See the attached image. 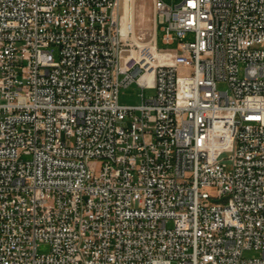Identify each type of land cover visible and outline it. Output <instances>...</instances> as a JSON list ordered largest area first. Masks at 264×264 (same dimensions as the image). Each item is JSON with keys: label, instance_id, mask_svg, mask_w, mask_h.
<instances>
[{"label": "built area", "instance_id": "1", "mask_svg": "<svg viewBox=\"0 0 264 264\" xmlns=\"http://www.w3.org/2000/svg\"><path fill=\"white\" fill-rule=\"evenodd\" d=\"M154 8L0 0V264H264V0Z\"/></svg>", "mask_w": 264, "mask_h": 264}, {"label": "rangeland", "instance_id": "2", "mask_svg": "<svg viewBox=\"0 0 264 264\" xmlns=\"http://www.w3.org/2000/svg\"><path fill=\"white\" fill-rule=\"evenodd\" d=\"M169 3H177L180 0H165ZM133 8H135V20L137 26V34L142 35L144 37V41H149L153 38L155 34V8H154V0H134L132 2ZM135 5V6H134ZM162 34L161 30L158 31V41L159 46L166 47L169 49H173L177 46V41L171 44H164L162 42ZM195 38L194 33L190 32L186 40H193ZM55 56L58 57V47H54ZM243 74V70L241 75ZM220 88H225L226 84L221 82L219 83ZM142 87L137 83H132L126 87H123L120 91L119 101L122 104H139L142 100ZM154 93V89L147 88L145 89L146 95H151ZM171 224V223H170ZM50 246L48 243H41L38 247L39 252H47L49 251ZM245 256L250 257L254 255H258V251L250 249L245 251Z\"/></svg>", "mask_w": 264, "mask_h": 264}, {"label": "bare ground", "instance_id": "3", "mask_svg": "<svg viewBox=\"0 0 264 264\" xmlns=\"http://www.w3.org/2000/svg\"><path fill=\"white\" fill-rule=\"evenodd\" d=\"M132 2H134V0L132 1L124 0L123 28L127 29L128 23H135V31L137 33V26H136V20H135V8H133ZM153 40L155 41V36L153 37ZM145 77L150 78L151 74H148Z\"/></svg>", "mask_w": 264, "mask_h": 264}]
</instances>
